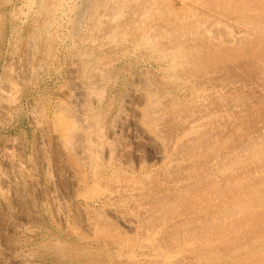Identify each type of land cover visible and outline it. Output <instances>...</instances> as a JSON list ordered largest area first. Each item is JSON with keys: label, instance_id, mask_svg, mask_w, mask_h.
Here are the masks:
<instances>
[{"label": "rangeland", "instance_id": "374dc122", "mask_svg": "<svg viewBox=\"0 0 264 264\" xmlns=\"http://www.w3.org/2000/svg\"><path fill=\"white\" fill-rule=\"evenodd\" d=\"M61 1L0 0V264H264V0ZM96 135L98 156H83Z\"/></svg>", "mask_w": 264, "mask_h": 264}, {"label": "bare ground", "instance_id": "6f19581e", "mask_svg": "<svg viewBox=\"0 0 264 264\" xmlns=\"http://www.w3.org/2000/svg\"><path fill=\"white\" fill-rule=\"evenodd\" d=\"M76 1H77V0H62L61 3H60V5H62V6H63V5H70V9L73 10L74 7H75V5H76V3H77ZM82 1H83V0H82ZM116 1H117V0H116ZM127 1H128V0H127ZM138 1H139V0H138ZM146 1H147V0H146ZM146 1H145V2H146ZM158 1H159V0H158ZM212 1H213V0H212ZM219 1H220V0H219ZM224 1H225V0H224ZM224 1H220V2L223 3ZM237 1H238V0H237ZM117 2H118V1H117ZM123 2L125 3V1H123ZM162 2H163V1H162ZM208 2H209V1H208ZM213 2H214V1H213ZM213 2H211V3H213ZM216 2H217V1H216ZM240 2H241V1H240ZM248 2H249V1H248ZM33 3H34V2H33ZM33 3H31V4H33ZM83 3H84V2L81 3L82 6H83ZM87 3H89V1H88ZM139 3H140V1H139ZM139 3L137 2V4H139ZM159 3H160V2H159ZM183 3H184V2H183ZM222 3H221V4H222ZM226 3H227V2H226ZM242 3H243V2H242ZM242 3H241V4H242ZM246 3H247V1H246L244 4H246ZM24 4H25V3H24ZM26 4H27V3H26ZM44 4H45V2H44ZM44 4H43V5H44ZM131 4H132V3H131ZM131 4H128V5L130 6ZM148 4H149V3H148ZM152 4H153V3H152ZM162 4H163V3H162ZM219 4H220V3H219ZM223 4H224L223 6L225 7V3H223ZM107 5H108V4H107ZM115 5H116V4H115ZM230 5L232 6V3L229 4V6H230ZM242 5H243V4H242ZM242 5H241V6H242ZM263 5H264V4H263ZM105 6H106V5H105ZM105 6H104V8H105ZM112 6H113V5H112ZM112 6H111V7H112ZM116 6H117V5H116ZM118 6H119V5H118ZM121 6H122V5H121ZM147 6H148V5H147ZM201 6H202V5H201ZM209 6H210V5H209ZM215 6H216V4H215ZM219 6H220V5H219ZM219 6H218V7H219ZM241 6H240V7H241ZM244 6H245V5H244ZM63 7H65V6H63ZM67 7H68V6H67ZM119 7H120V6H119ZM138 7H140V6H138ZM138 7H137V8H138ZM159 7H160V6H159ZM203 7H204V6H203ZM210 7H212V6H210ZM240 7H238V8H240ZM254 7H255V6H254ZM42 8H43V7H42ZM76 8H77V7H76ZM83 8H84V7H83ZM85 8H86V7H85ZM115 8H116V7H115ZM117 8H118V7H117ZM117 8H116V9H117ZM132 8H133V7H132ZM197 8H198V7H197ZM220 8L222 9V7H220ZM231 8L233 9V6L230 7V9H231ZM139 9H140V8H139ZM139 9H138V10H139ZM144 9H145V8H144ZM179 9H180V8H179ZM200 9H202V8H200ZM207 9H208V7H207ZM223 9H224V8H223ZM236 9H237V7H236ZM236 9H235V11H236ZM254 9H255V8H254ZM71 10H70V11H71ZM81 10H83V9L81 8ZM130 10H132V9L130 8ZM159 10H161V9H159ZM208 10H209V9H208ZM248 10H249V9H248ZM255 10H256V9H255ZM100 11H102V10L100 9ZM120 11H121V10H120ZM128 11H129V10H128ZM128 11H127V12H128ZM136 11H137V10H136ZM136 11H135V12H136ZM213 11H214V10H213ZM213 11H212V12H213ZM230 11H231V10H230ZM235 11H234V12H235ZM237 11H239V9H238ZM237 11H236V12H237ZM252 11H253V10H252ZM252 11H251V12H252ZM259 11H260V10H259ZM262 11H264V9H263ZM79 12H80V10L78 11V14H79ZM127 12H126V14H127ZM139 12H140V11H139ZM149 12H150V11H149ZM160 12H161V11H160ZM171 12H172V11H171ZM192 12H193V11H192ZM196 12H199V11H196ZM210 12H211V11H210ZM219 12H220V11H219ZM239 12H240V11H239ZM246 12H247V10H246ZM251 12H250V13H251ZM254 12H255V11H254ZM68 13H71V12L68 11ZM84 13H85V10H84ZM102 13H103V12H102ZM106 13H107V12H106ZM109 13H110V12H109ZM112 13H113V12H112ZM124 13H125V12H124ZM208 13H209V12H208ZM208 13H207V15H208ZM241 13H242V12H241ZM64 14H65V13H64ZM103 14H104V13H103ZM114 14H115V13H114ZM126 14H125V15H126ZM128 14H129V13H128ZM131 14H132V13H131ZM151 14H152V13H151ZM203 14H204V13H203ZM243 14H244V13H243ZM247 14H249V11L247 12ZM263 14H264V13H263ZM59 15H60V14H59ZM105 15H106V14H105ZM112 15H113V14H112ZM138 15H139V13H138ZM141 15H142V13H141ZM186 15H187V14H186ZM197 15H198V14H197ZM205 15H206V13H205ZM213 15H214V14L212 13V16H213ZM217 15H218V13H217ZM236 15H237V14H236ZM236 15H235V17H236ZM252 15H253V14H252ZM260 15H261V14H260ZM60 16H61V15H60ZM64 16H65V15H64ZM98 16H99V15H98ZM100 16H101V19L104 18L102 14H101ZM106 16H107V15H106ZM109 16H111V15H109ZM131 16H132V15H131ZM133 16H134V15H133ZM149 16H150V15H149ZM149 16H148V18H149ZM209 16H210V15H209ZM209 16H207V17H209ZM237 16H238V15H237ZM244 16H245V15H244ZM247 16H248V15H247ZM66 17H67V16H66ZM79 17H80V16H79ZM92 17H93V16H92ZM102 17H103V18H102ZM123 17H125V16H123ZM139 17H140V16H139ZM203 17H204V16H203ZM203 17H202V18H203ZM207 17H206V18H207ZM216 17H217V16H216ZM59 18H60V17H59ZM70 18H71V17H70ZM70 18H69V19H70ZM106 18H107V17H106ZM148 18H147V19H148ZM154 18H155V17H154ZM154 18L152 17L151 19H154ZM171 18H172V17H171ZM184 18H185V17H184ZM220 18H221V17H220ZM222 18H223V17H222ZM233 18H234V17H233ZM248 18H249V17H248ZM248 18L246 17L247 21H248ZM261 18H262V17H261ZM54 19H56V18H54ZM94 19H95V16H94ZM96 19H97V18H96ZM98 19H99V18H98ZM98 19H97V20H98ZM101 19H100V21H101ZM107 19H108V18H107ZM122 19H123V18H122ZM131 19H132V18H130V20H131ZM134 19H135V18H134ZM142 19H143V18H142ZM147 19H146V20H147ZM176 19H177V17H176ZM204 19H205V18H204ZM207 19H208V18H207ZM212 19H214V18H212ZM239 19H241V18H239ZM251 19H252V18H251ZM70 20H71V19H70ZM91 20H92V18H91ZM97 20H96V21H97ZM104 20H105V19H104ZM130 20H129V21H130ZM137 20H138V19H137ZM143 20H144V19H143ZM143 20H142V21H143ZM156 20H157V19H156ZM197 20H198V19H197ZM202 20H203V19H202ZM243 20H244V19H242V21H243ZM68 21H69V20H68ZM80 21H81V20H80ZM100 21H99V23H100ZM105 21H106V20H105ZM119 21H120V20H119ZM134 21H136V20H134ZM148 21H149V19H148ZM176 21H178V20H176ZM198 21H199V20H198ZM204 21H205V20H204ZM204 21H203V22H204ZM212 21H213V20H212ZM240 21H241V20H240ZM244 21H245V20H244ZM89 22H90V21H89ZM93 22H94V21H93ZM101 22H103V21H101ZM116 22H117V21H116ZM124 22H125V21H124ZM132 22H133V21H132ZM153 22H156V21H153ZM171 22H172V21H171ZM205 22H207V20H206ZM255 22H256V20H255ZM55 23H56V22H55ZM55 23H54V24H55ZM75 23H77L76 20H75ZM107 23H108V22H107ZM114 23H115V22H114ZM144 23H145V22H143V24H144ZM246 23H247V22H246ZM248 23L251 24V22H248ZM60 24H61V22H60ZM83 24H84V23H83ZM97 24H98V23H97ZM108 24H109V23H108ZM124 24H125V23H124ZM126 24H127V22H126ZM133 24H134V23H133ZM135 24H136V23H135ZM146 24H147V23H146ZM149 24H150V23H149ZM152 24H153V23H152ZM152 24H151V25H152ZM159 24H161V23H159ZM176 24H177V23H176ZM180 24H181V23H180ZM180 24H177L178 27H179ZM202 24H203V23H202ZM207 24H208V23H207ZM252 24H253V22H252ZM42 25H43V24H42ZM66 25H67V24H66ZM79 25H80V24H79ZM79 25H78V26H79ZM98 25H99V24H98ZM98 25H97V26H98ZM100 25H101V24H100ZM115 25H116V24H115ZM138 25H140V24H137V25H135V26H138ZM151 25H150V26H151ZM153 25H154V24H153ZM155 25H156V24H155ZM166 25H167V24H166ZM171 25H172V24H171ZM173 25H174V24H173ZM181 25H182V24H181ZM209 25H210V24H209ZM85 26H86V24H85ZM93 26H94V24H93ZM129 26H130V25H129ZM131 26H132V24H131ZM220 26H221V25H220ZM51 27H52V26H51ZM100 27H101V26H100ZM145 27H148V26L146 25ZM156 27H157V26H156ZM162 27H163V26H162ZM171 27H172V26H170V28H171ZM174 27L178 29V27H176V25H174ZM185 27H186V26H185ZM189 27H190V26H189ZM199 27H200V26H199ZM222 27H223V26H222ZM247 27H248V26H247ZM254 27H255V25H254ZM261 27H262V26H261ZM95 28H96V27H95ZM97 28H98V27H97ZM123 28H124V27H123ZM123 28H121V29L124 30ZM129 28H130V27H129ZM149 28H150V27H149ZM180 28L182 29V27H180ZM194 28H195V27H194ZM194 28H193V29H194ZM200 28H201V27H200ZM203 28H204V27H203ZM212 28H213V27H212ZM250 28H251V27H250ZM252 28H253V27H252ZM257 28H259V27H257ZM43 29H44V28H43ZM78 29H79V28H78ZM89 29H91V28H89ZM121 29H120V30H121ZM135 29H136V28H135ZM137 29H138V28H137ZM152 29H153V28H152ZM152 29H151V30H152ZM163 29H164V28H163ZM172 29H173V28H172ZM185 29H186V28H185ZM214 29H215V28H214ZM225 29H226V28H225ZM67 30H68V29H67ZM94 30H95V29H94ZM97 30H98V29H97ZM146 30H147V28H146ZM169 30H170V29H169ZM173 30H174V29H173ZM187 30H189V29H187ZM196 30H197V28L195 29V32H196ZM198 30H199V29H198ZM220 30H221V29H220ZM88 31H90V30H88ZM92 31H93V30H92ZM109 31H111V30L109 29ZM127 31H128V29H127ZM130 31H131V30H130ZM132 31H133V29H132ZM159 31H160V29H159ZM159 31H157V32H159ZM166 31H167V30H166ZM181 31H182V30H181ZM184 31H185V30H183V32H184ZM189 31H190V30H189ZM192 31H193V30H192ZM199 31H201V30H199ZM203 31H204V30H203ZM203 31H202V32H198V33H203ZM248 31H249V30H248ZM250 31H251V30H250ZM94 32H95V31H94ZM125 32H126V31H125ZM125 32H124V33H125ZM144 32H145V31H144ZM154 32H155V30H154ZM167 32H171V31H167ZM167 32H166V33H167ZM172 32H175V30L172 31ZM106 33H107V32H105L104 34L106 35ZM108 33H109V32H108ZM113 33H114V32H113ZM122 33H123V32H122ZM122 33H121V34H122ZM128 33H129V31H128ZM162 33H164V32H162ZM166 33H165V34H166ZM176 33H177V32H176ZM186 33H188V32H186ZM204 33H205V31H204ZM212 33H213V32H212ZM226 33H228V32H226ZM62 34H63V32H62ZM72 34H73V33H72ZM88 34H89V33H88ZM93 34H94V33H93ZM96 34H97V32H96ZM141 34H142V33H141ZM149 34H151V33H149ZM153 34H154V33H153ZM160 34H161V33H160ZM160 34H159V35H160ZM180 34H181V33H180ZM213 34H214V33H213ZM228 34H229V33H228ZM231 34H232V33H231ZM56 35H57V34H56ZM65 35H66V34H65ZM85 35H86V32H85ZM85 35H84V36H85ZM134 35H135V34H134ZM155 35H156V34H155ZM171 35H172V34H171ZM184 35L187 36L186 34H184ZM211 35H212V34H211ZM215 35H216V34H215ZM255 35H256V34H255ZM258 35H259V34H258ZM258 35H256V36H258ZM53 36H54V35H53ZM89 36H90V35H89ZM91 36H93V35H91ZM107 36H108V35H107ZM107 36H106V37H107ZM135 36H136V35H135ZM160 36H161V35H160ZM160 36H158V38H159ZM175 36H176V34L174 35V37H175ZM177 36H178V34H177ZM180 36H181V35H180ZM182 36H183V34H182ZM190 36H191V35H190ZM190 36H189V37H190ZM218 36H219V35H218ZM228 36H229V35H228ZM57 37H58V36H57ZM72 37H73V35H72ZM96 37H97V36H96ZM100 37H101V36H100ZM100 37H99V38H100ZM102 37H103V36H102ZM113 37H114V36H113ZM129 37H130V36H129ZM133 37H134V36H133ZM146 37H147V35H146ZM150 37H151V36H150ZM150 37H149V39H151ZM163 37H164V36H163ZM171 37H172V36H171ZM82 38H83V37H82ZM87 38H88V37H87ZM87 38H86V40H87ZM130 38H131V37H130ZM181 38H182V37H181ZM191 38H192V37H191ZM191 38H190V39H191ZM197 38H198V36H197ZM53 39H54V38H53ZM93 39H94V38H93ZM95 39H96V38H95ZM105 39H106V38H105ZM107 39H108V38H107ZM107 39H106V40H107ZM171 39H172V38H171ZM179 39H180V38H179ZM184 39H185V38H183V40H184ZM194 39H195V38H194ZM243 39L245 40V38H243ZM243 39H242V41H243ZM246 39H248V42L251 41V40L248 38V36H247ZM155 40H156V39H155ZM157 40H158V39H157ZM199 40H201V39L199 38ZM207 40H208V39H207ZM223 40H226V39L223 38ZM230 40H231V39H230ZM256 40H257V39H255V41H256ZM258 40H260V39H258ZM79 41H80V40H79ZM82 41L84 42V40H82ZM97 41H98V40H97ZM104 41H105V40H104ZM153 41H154V40H153ZM170 41H171V40H170ZM174 41H175V40H174ZM193 41H195V40H193ZM226 41H227V40H226ZM61 42H62V41H61ZM92 42H93V40H92ZM94 42H95V41H94ZM102 42H103V41H102ZM138 42H139V41H138ZM161 42H163V41H161ZM178 42H179V41H178ZM186 42H187V41H186ZM186 42H184V43L186 44ZM195 42H196V41H195ZM197 42H198V41H197ZM251 42H252V41H251ZM259 42H260V41H259ZM120 43H121V42H120ZM123 43H124V42H123ZM151 43H152V42H151ZM151 43H149V44H151ZM155 43H156V42H155ZM246 43H247V42H246ZM246 43H245V45H246ZM257 43H258V42H257ZM263 43H264V42H263ZM50 44H51V43H50ZM73 44H74V43H73ZM77 44H78V43H77ZM147 44H148V43H147ZM174 44H175V43H174ZM201 44H202V42H201ZM220 44H221V43H220ZM251 44H252V43H251ZM253 44H254V43H253ZM255 44H256V43H255ZM79 45H80V44H79ZM83 45H84V44H83ZM92 45H93V44H92ZM157 45H159V44H157ZM187 45H188V44H187ZM206 45H207V44H206ZM206 45H205V46H206ZM211 45H212V44H211ZM223 45H224V44H223ZM240 45H241V44H240ZM256 45H257V44H256ZM131 46H132V45H131ZM151 46H152V45H151ZM182 46H184V45H181V47H182ZM209 46H210V45H209ZM215 46H216V45H215ZM237 46L239 47V45H237ZM93 47H94V46H93ZM101 47H102V46H101ZM103 47H104V46H103ZM136 47H137V46H136ZM169 47H170V46H169ZM186 47H188V46H186ZM193 47H194V46H193ZM193 47H192V48H193ZM220 47H221V46H220ZM226 47H227V46H226ZM229 47H232V46H229ZM234 47H235V45H234ZM248 47H249V44H248ZM248 47H247V48H248ZM84 48H85V47H84ZM95 48H96V47H95ZM154 48H155V47H154ZM154 48H153V49H154ZM156 48H157V47H156ZM170 48H172V47H170ZM195 48H196V47H194L193 49H195ZM240 48H241V47H240ZM240 48H239V49H240ZM144 49H146V48H144ZM161 49H163V48H161ZM176 49H177V48H176ZM227 49H228V48H227ZM229 49H230V48H229ZM235 49H236V48H235ZM235 49H234V50H235ZM237 49H238V48H237ZM148 50H149V49H148ZM173 50L175 51V49H173ZM182 50H183V49H182ZM184 50H186V49H184ZM187 50H188V49H187ZM198 50H199V48H198ZM202 50H203V48H202ZM207 50H208V48H207ZM79 51H80V50H79ZM90 51H91V50H90ZM100 51H101V50H100ZM116 51H117V50H116ZM154 51H155V50H154ZM200 51H201V50H200ZM210 51H211V50H210ZM213 51H214V50H213ZM215 51H216V50H215ZM217 51H218V50H217ZM222 51H223V50H222ZM222 51L220 50V52H222ZM231 51L233 52V50H230V52H231ZM235 51H237V50H235ZM248 51H249V50H248ZM250 51H251V50H250ZM80 52H81V51H80ZM91 52H92V51H91ZM150 52H151V51H150ZM167 52H168V51H167ZM171 52H172V51H171ZM175 52H176V51H175ZM180 52H181V50H180ZM193 52L195 53L194 50H193ZM198 52H199V51H198ZM205 52H206V51H205ZM157 53H158V52H157ZM165 53H166V52H165ZM165 53H164L163 55H165ZM212 53H213V52H212ZM212 53H211V55H212ZM234 53H235V52H234ZM237 53H239V52H237ZM244 53H245V52H244ZM257 53H259V52H257ZM90 54H91V53H90ZM148 54H150V53H148ZM151 54H152V52H151ZM160 54H161V53H160ZM183 54H184V53H183ZM186 54H187V52H186ZM209 54H210V53H209ZM220 54H221V53H220ZM224 54H225V53H224ZM254 54H255V53H254ZM153 55H154V54H153ZM153 55H152V56H153ZM168 55H169V54H168ZM193 55H194V54H193ZM193 55H192V57H194ZM217 55H218V52H217ZM152 56H151V58H152ZM197 56H198V55H197V53H196V57H197ZM200 56H201V55H200ZM57 57H58V56H57ZM149 57H150V56H149ZM149 57H148V58H149ZM202 57H203V54H202ZM207 57H208V56H207ZM209 57H211V56H209ZM209 57H208V58H209ZM216 57H217V56H216ZM216 57H215V58H216ZM220 57H222V55H220ZM220 57H218V58H220ZM226 57H227V56H226ZM236 57H237V56H236ZM238 57H239V56H238ZM174 58H175V57H174ZM208 58H207V59H208ZM211 58H212V57H211ZM211 58L208 59L209 62L212 61ZM213 58H214V57H213ZM223 58H224V57H223ZM101 59H102V58H101ZM108 59H109V58H108ZM157 59H158V58H157ZM204 59H205V57H204ZM231 59H232V58H231ZM205 60H206V59H205ZM213 60H214V59H213ZM216 60H217V59H216ZM218 60H219V59H218ZM224 60H225V59H224ZM199 61H200V60H199ZM199 61H198V62H199ZM221 61L223 62V60H220V62H221ZM201 63H202V62H201ZM216 63H218V62H216ZM260 63H261V62H260ZM169 64H170V63H169ZM176 64H178V63H176ZM188 64H189V63H188ZM203 64H205V63H203ZM71 65H73V64H71ZM103 65H104V64H103ZM207 65H209V64H207ZM263 65H264V64H263ZM204 67H205V65H204ZM204 67L202 66V68H204ZM206 67H207V66H206ZM180 68H181V67H180ZM193 68H194V67H193ZM196 68H197V67H196ZM190 69H191V68H190ZM197 69H198V68H197ZM199 69H201V67H200ZM204 69H205V68H204ZM101 70H102V69H101ZM194 70H195V69H194ZM212 70H213V69H212ZM99 71H100V70H99ZM188 71H189V69H188ZM205 71H206V70H205ZM189 72H190V71H189ZM194 72H195V71H193V73H194ZM202 72H203V71H202ZM74 74H75V73H74ZM187 74H188V73H187ZM191 75H192V74H191ZM194 75H195V74H194ZM184 77H185V76H184ZM194 77H195V76H194ZM202 77H203V76H202ZM49 78H50V77H49ZM180 78H181V77H180ZM199 78H200V77H199ZM108 79H109V78H108ZM63 81H64V80H63ZM219 81H220V80H219ZM146 82H147V81H146ZM153 82H154V81H153ZM139 83H140V82H139ZM224 83H225V82H224ZM140 85H141V84H140ZM157 85H159V84L157 83ZM144 86H145V85H144ZM153 86H154V85H153ZM203 87H204V86H203ZM156 88H157V87H156ZM79 89H80V88H79ZM131 90H132V89H131ZM168 90H169V89H168ZM130 92H131V91H130ZM130 92H129V93H130ZM90 93H91V92H90ZM164 93H165V92H164ZM233 93H234V92H233ZM4 94H5V93H4ZM82 94H83V93H82ZM232 95H233V94H232ZM175 96H176V95H175ZM74 97H75V96H74ZM82 97H83V96H82ZM98 97H99V96H98ZM165 98H166V97H165ZM99 99H100V97H99ZM146 99H147V98H146ZM80 100H81V99H80ZM98 101H99V100H98ZM70 102H71V101H70ZM146 102H147V100H146ZM8 103H9V102H8ZM85 103H86V102H85ZM160 103H161V102H160ZM160 103H159V104H160ZM149 104L152 106V107H151V108H152V110H151V111H152V114H154L155 116H158V113H157V110H156V108H157V103L154 101V102H148V105H149ZM144 105H145V103H144ZM188 106H189V105H188ZM168 110H169V109H168ZM181 111H182V110H181ZM51 112H52V111H51ZM191 112H192V111H191ZM242 112H243V111H242ZM177 113H178V112H177ZM148 114L151 115L150 113H148ZM164 114H165V113H164ZM164 114H163V116H164ZM166 114H167V113H166ZM121 115H122V114H121ZM178 115H179V114H178ZM75 116H76V115H75ZM141 116H142V115H141ZM146 116H147V115H146ZM168 116H169V115H168ZM171 116H172V115H171ZM58 117H59V116H58ZM58 117H57V118H58ZM76 117H77V116H76ZM187 117H188V116H187ZM187 117H186V118H187ZM247 117H248V116H247ZM247 117H246V118H247ZM82 118H83V117H81V119H82ZM143 118H144V117H143ZM1 119H2V118H1ZM182 119H183V118H182ZM59 120H61V119L59 118ZM61 121H62V120H61ZM133 121H134L133 118H131V117H126V118H125V121H124L123 124L121 125L120 131H126V130H128L129 127L133 124ZM149 121H150V120H149ZM241 121H242V120H241ZM3 122H4V121H3ZM62 122H63V121H62ZM63 123H64V122H63ZM194 123H195V124H193V126H192L193 128H195V129H199V128H201V122H200L199 120H196ZM14 124H15V123H14ZM152 124H153V123H152ZM242 124H243V122H242ZM71 125H72V124H71ZM240 125H241V123H240ZM57 126H58V125H57ZM155 126H156V124H155ZM84 127H85L88 131H91V130H93V129L96 127V125L93 124L92 122H86V123L84 124ZM214 127H215V126H214ZM217 127H218V126H217ZM155 128H157V127H155ZM218 128H219V127H218ZM67 129H68V128H67ZM214 129H215V128H214ZM238 129H239V128H238ZM118 131H119V130H118ZM238 131H239V130H238ZM102 132H103V131H102ZM201 132H204V131L201 130ZM212 132H214V131H212ZM42 133H43V132H42ZM154 133H155V132H154ZM204 133H205V132H204ZM204 133H203V134H204ZM206 133H207V132H206ZM215 133H216V132H215ZM229 133H230V132H229ZM188 134H189V133H188ZM188 134H187V135H188ZM216 134H217V133H216ZM38 135H39V134H38ZM211 135H212V134H211ZM211 135H209V136H211ZM207 136H208V134H207ZM231 136H232V135H231ZM231 136H230V138H231ZM66 137H67V136H66ZM85 137H86V136H85ZM194 137H195V136H194ZM194 137H193L192 139H194ZM196 137H197V136H196ZM214 137H215V136H214ZM224 137H225V136H224ZM122 138H123V137H122ZM157 138H159V137H157ZM165 138H166V137H165ZM208 138H211V137H208ZM219 138H220V137H219ZM226 138H227V137H226ZM228 138H229V137H228ZM201 139H202V138H201ZM99 140H100V137H98L97 135L94 136L93 139H92L87 145H83V147H81V149H80V153H81L83 156L88 157V158H91V157H89V156H96V157H97V156H98V152H99V150L97 149L98 147H97L96 143H97ZM195 140H196V139H195ZM206 140H207V138H206ZM211 140H212V139H211ZM228 140H229V139H228ZM92 141H93V142H92ZM164 141H165V140H164ZM191 141H192V140H191ZM198 141H199V140H198ZM198 141H196V142H198ZM224 141H225V140H224ZM12 142H13V141H12ZM40 142H41V141H40ZM133 142H134L135 144H137L138 146H143V147H144V146H147V147L151 148L153 154H155V155H158L159 152H160V150H159V148H157V146L155 147V146L152 145V143L150 142V139H149V138L145 139V138L135 137ZM193 142H194V141H193ZM210 142H211V141H210ZM215 142H216V141H215ZM111 143H112V142H111ZM164 143H165V142H164ZM186 143H187V142H186ZM202 143H203V142H202ZM211 143H212V142H211ZM39 144H41V143H39ZM120 144H121V143H120ZM188 144H189V141H188ZM203 144H204V143H203ZM223 144H226V142H225V143L223 142ZM259 144H260V143H259ZM259 144H258V145H259ZM262 144H263V143H262ZM19 145H20V144H19ZM41 145H42V144H41ZM46 145H47V144H46ZM51 145H52V144H51ZM189 145H190V144H189ZM208 145H209V144H208ZM213 145H214V142H213ZM216 145H217V144H216ZM263 145H264V144H263ZM43 146H44V145H43ZM79 146H80V145H79ZM180 146H181V145H180ZM180 146H179V147H180ZM182 146H183V145H182ZM195 146H197V145H195ZM199 146H200V145H199ZM202 146H203V145H202ZM255 146H256V145H255ZM5 147H6V146H5ZM76 147H77V146H76ZM187 147H188V146H187ZM191 147H193V146H191ZM197 147H198V146H197ZM263 147H264V146H263ZM209 148H210V146H209ZM194 149H196V148H194ZM201 149H202V148H201ZM205 149H206V148H205ZM15 150H16V149H15ZM186 150H187V149H186ZM190 150H191V149H190ZM206 150H207V149H206ZM251 150H252V149H251ZM263 150H264V148H263ZM138 151H139V150H138ZM191 151H192V150H191ZM194 151H195V150H194ZM194 151H192V152H194ZM208 151H209V150H208ZM11 152H12V151H11ZM179 152H180V150H179ZM195 152H196V151H195ZM209 152H210V151H209ZM6 153H7V152H6ZM6 153H5V154H6ZM12 153H13V152H12ZM35 153H36V152H35ZM177 153H178V151H177ZM189 153H190V151H189ZM196 153H197V152H196ZM210 153H211V152H210ZM210 153H207V154L209 155ZM200 154H201V153H200ZM205 155H206V154H205ZM7 156H8V155H7ZM183 156H185V155L182 154V159H183ZM200 156H202V155H200ZM230 156H231V155H230ZM188 157H190V156H188ZM194 157H195V156H194ZM7 158H8V157H7ZM56 158H57V157H56ZM191 158H192V157H191ZM200 158H201V157H200ZM137 159H138V158H137ZM154 160H155V159H154ZM178 160H179V159H178ZM181 161H182V160H181ZM236 161H237V160H236ZM7 162H8V161H7ZM28 162H29V161H28ZM161 162H162V161H161ZM193 163H195V162H193ZM19 164H20V163H19ZM31 165H32V164H31ZM80 165H81V164H80ZM179 165H180V164H179ZM8 166H9V165H8ZM196 166H197V165H196ZM236 166H237V165H236ZM238 166H239V165H238ZM159 168H160V167H159ZM113 169H114V168H113ZM192 169H193V168H192ZM192 169H191V167H190V170H192ZM83 170H84V169H83ZM168 170H169V168L167 169V171H168ZM174 170H175V169H174ZM169 171H170V170H169ZM186 171H187V170H186ZM228 171H229V170H228ZM45 172H46V171H45ZM171 172H172V171H171ZM171 172H170V173H171ZM188 172H189V171H188ZM216 172H217V171H216ZM218 172H219V171H218ZM229 172H230V171H229ZM167 173H168V172H167ZM178 173H179V172H178ZM183 173H184V172H183ZM248 173H249V172H248ZM248 173H247V174H248ZM258 173H259V172H258ZM260 173H261V172H260ZM118 174H119V173H118ZM146 175H147V174H146ZM153 175H154V174H153ZM253 175H254V174H253ZM257 175H258V174H257ZM203 176H205V175H203ZM210 176H211V175H210ZM210 176H209V177H210ZM226 176H227V175H226ZM248 176H249V175H248ZM263 176H264V172H263ZM118 177H119V176H118ZM131 177H132V176H131ZM148 177H149V176H148ZM162 177H163V175H162ZM252 177H253V176H252ZM120 178H121V176H120ZM126 178H128V177H126ZM140 178H141V177H140ZM166 178H167V177H166ZM169 178H170V176H169ZM234 178H235V176H234ZM153 179H154V178H153ZM159 179H160V178H159ZM232 179H233V178H232ZM244 179H245V177H244ZM244 179H243V180H244ZM119 180H120V179H119ZM151 180H152V178L149 180V182H150ZM154 180H155V179H154ZM190 180H191V179H190ZM15 181H16V180H15ZM145 181H146V180H145ZM184 181H185V180H184ZM129 182H130V181H129ZM134 182H135V181H134ZM134 182H133V183H134ZM137 182H138V181H137ZM143 182H144V181H143ZM195 182H196V181H195ZM228 182H229V181H228ZM236 182H237V181H236ZM3 183H4V182H3ZM12 183H13V182H12ZM43 183H44V182H43ZM176 183H178V182H176ZM216 183H217V182H216ZM216 183H213V185H212V184H211V185H212V186H215L214 184H216ZM230 183H231V182H230ZM238 183H239V182H238ZM243 183H244V182H243ZM247 183H248V180H247ZM247 183H246V184H247ZM20 184H21V183H20ZM20 184H19V185H20ZM217 184H218V183H217ZM217 184H216V185H217ZM228 184H229V183H228ZM251 184H252V182H251ZM258 184H259V183H258ZM129 185H130V184H129ZM157 185H158V183H157ZM166 185H168V184H166ZM170 185H171V184H170ZM170 185H169V186H170ZM226 185H227V184H226ZM234 185H235V184H234ZM234 185H233V186H234ZM240 185H241V184H240ZM21 186H22V185H21ZM103 186H104V185H103ZM105 186H106V185H105ZM132 186H133V185H132ZM207 186H209V185H207ZM207 186H206V187H207ZM224 186H225V185H224ZM55 187H56V186H55ZM139 187H141V186H139ZM188 187H189V186H188ZM195 187H196V186H195ZM195 187H194V188H195ZM206 187H205V190H206ZM246 187H247V186H246ZM249 187H250V186H249ZM102 188H103V187H102ZM104 188H105V187H104ZM104 188H103V189H104ZM109 188H110V187H109ZM115 188H116V187H115ZM126 188H127V187H126ZM159 188H160V187H159ZM186 188H187V185H186ZM208 188L210 189L211 186H209ZM217 188L219 189V187H217ZM230 188H231V187H230ZM240 188H241V187H240ZM244 188H245V187H244ZM106 189H107V188H106ZM113 189H114V188H113ZM132 189H134V188H132ZM141 189H142V188H141ZM182 189H183V188H182ZM220 189H221V188H220ZM226 189H227V188H226ZM242 189H243V188H242ZM28 190H29V189H28ZM95 190H96V189H95ZM98 190H99V189H98ZM137 190H138V189H137ZM176 190H177V189H176ZM178 190H179V189H178ZM178 190H177V191H178ZM184 190H185V188H184ZM202 190H203V189H202ZM207 190H208V189H207ZM212 190H213V189H212ZM215 190H216V189H215ZM227 190H228V189H227ZM250 190H251V189H250ZM253 190H254V189H253ZM257 190H258V189H256V191H257ZM3 191H4L3 188L0 187V193H2ZM15 191H16V190H15ZM131 191H132V190H131ZM173 191H174V189H173ZM179 191H182V190L180 189ZM186 191H187V190H186ZM221 191H223V189H222ZM242 191H243V190H242ZM247 191H249V190H247ZM254 191H255V190H254ZM16 192H17V191H16ZM76 192H77V191H76ZM87 192H88V191H87ZM109 192H110V190H109ZM127 192H128V191H127ZM205 192H206V191H205ZM209 192H210V191H209ZM216 192H217V191H216ZM227 192H228V191H227ZM167 193H168V192H167ZM167 193H164V195L167 194ZM173 193H174V192H173ZM181 193H183V191H182ZM185 193H186V192H185ZM206 193L208 194V192H206ZM255 193H256V192H255ZM258 193H259V192H258ZM60 194H61V193H60ZM168 194H169V193H168ZM189 194H191V195H195V193H193V194H192V193H189ZM197 194H199V192H197ZM203 194H204V192H203ZM209 194H210V193H209ZM217 194H218V193H217ZM231 194H232V192H231ZM260 194H261V193H260ZM143 195H144V194H143ZM164 195H163V196H164ZM171 195H174V194H171ZM176 195H178V194H176ZM176 195H175V196H176ZM179 195H180V194H179ZM182 195H183V194H182ZM222 195H224V192H223ZM226 195H227V193H226ZM240 195H241V194H240ZM242 195H243V194H242ZM258 195H259V194H258ZM60 196H61V195H60ZM82 196H83V195H82ZM166 196H167V195H166ZM175 196L172 197V200L175 199V198H174ZM195 196H196V195H195ZM238 196H239V195H238ZM246 196H247V195H246ZM15 197H16V200L18 201V204H22V203H23V200L21 199V197H19V196H15ZM83 197H84V196H83ZM136 197H137V196H136ZM148 197H149V196H148ZM170 197H171V196H170ZM184 197H185V195H184ZM193 197H194V196H193ZM193 197L191 198V200L193 199ZM199 197H200V196H198V198H199ZM212 197H213V196H212ZM220 197H221V196H220ZM261 197H262V196H261ZM137 198H138V197H137ZM139 198H142V197H139ZM139 198H138V199H139ZM160 198H161V201L158 200V201H160L159 203H160V204H163V203H164L163 205L168 206V205H167V202H166V204H165V202H162V199L165 198V197H163V198L160 197ZM167 198H168V197H167ZM167 198H166L165 200H167ZM173 198H174V199H173ZM176 198H177V197H176ZM185 198H187V197H185ZM25 199H26V197H25ZM133 199H134V198H133ZM135 199H136V198H135ZM168 199H169V198H168ZM178 199L180 200V198H178ZM178 199H176V201H173V204H174V202H177ZM195 199H196V198H195ZM200 199H201V197H200ZM234 199H235V198H234ZM60 200H61V199H60ZM85 200H86V199H85ZM126 200H127V199H126ZM128 200H129V199H128ZM130 200H131V199H130ZM147 200H148V199H147ZM181 200H183V198H182ZM184 200H186V199H184ZM132 201H133V200H132ZM187 201L190 202V200H188V199H187ZM187 201H186V202H187ZM225 201H226V200H225ZM44 202H45V201H44ZM85 202H86V201H85ZM124 202H125V201H124ZM130 202H131V201H130ZM136 202H137V201H136ZM161 202H162V203H161ZM195 202H196V201H195ZM195 202H194V204H195ZM198 202H200L199 199H198ZM206 202L208 203V201H206ZM216 202H218V201H216ZM62 203H64V202H62ZM159 203L155 204V209H156V205H160ZM169 203H170V201H169ZM178 203H179V202H178ZM182 203H183V201H182ZM200 203H201V202H200ZM202 203H205V202H202ZM235 203H236V202H235ZM245 203H246V202H245ZM248 203H249V202H248ZM86 204H87V203H86ZM189 204H190V203H189ZM197 204H198V203H197ZM219 204H220V203H219ZM239 204H240V203H239ZM137 205H138V204H137ZM184 205H186V207L188 206V205L185 204V203H184ZM184 205H183V207H185ZM198 205H199V204H198ZM166 206H164L163 209H164ZM190 206H191V205H190ZM199 206H200V205H199ZM207 206H208V205H207ZM219 206H220V205H219ZM223 206H224V205H223ZM64 207H65V206H64ZM157 207H159V206H157ZM224 207H225V206H224ZM232 207H233V206H232ZM234 207H235V206H234ZM234 207H233V208H234ZM160 208H162V205H161ZM160 208H159V210H160ZM190 208H191V207H190ZM192 208H193V206H192ZM210 208H211V206H210ZM143 209H144V208H143ZM151 209H152V208H151ZM180 209H181V208H180ZM187 209L189 210V208H187ZM187 209H186V210H187ZM214 209H215V208H214ZM141 210H142V209H141ZM166 210H167V209L165 208L164 211H166ZM176 210H177V209H176ZM178 210H179V209H178ZM178 210H177V211H178ZM200 210H201V209H200ZM241 210H243V209H241ZM262 210H263V209H262ZM17 211H18V210H17ZM152 211H156V210H152ZM157 211H158V210H157ZM157 211H156V212H157ZM171 211H172V210H171ZM201 211H202V210H201ZM201 211H199V212H201ZM239 211H240V210H239ZM183 212H185V211H183ZM197 212H198V211H197ZM25 213H26V212H25ZM59 213H60V212H59ZM137 213H138V212H137ZM161 213H163V212L161 211ZM164 213H166V212H164ZM169 213H170V212H169ZM178 213H179V212H178ZM204 213H205V212H204ZM225 213H226V212H225ZM238 213L240 214V212H238ZM99 214H100V213H99ZM111 214H112V213H111ZM153 214H154V213H153ZM198 214H199V213H198ZM220 214H221V213H220ZM220 214H219V215H220ZM229 214H230V213H229ZM106 215H107V214H106ZM163 215H164V214H163ZM180 215H181V214H180ZM193 215L196 216L195 213H193ZM219 215H218V217H219ZM227 215H228V214H227ZM236 215H237V214H236ZM167 216L169 217V215H167ZM222 216H223V214H222ZM245 216H246V215H245ZM147 217H148V216H147ZM154 217H155V215H154ZM162 217H163V216H162ZM170 217H171V216H170ZM229 217H230V216H229ZM237 217H238V215H237ZM65 218H66V217H65ZM164 218H165V217H164ZM214 218H215V217H214ZM224 218H225V217H224ZM230 218H234V217L232 216V217H230ZM31 219H32V218H31ZM132 219H133V218H132ZM155 219H156V218H155ZM122 220H123V219H122ZM163 220H165V219H163ZM191 220H193V219H191ZM224 220H226V219H224ZM230 220H232V219H230ZM250 220H251V219H250ZM65 221H66V220H65ZM159 221H160V220H159ZM159 221H158V223H160ZM196 221H197V220H196ZM13 222H15V221H13ZM125 222H126V221H125ZM199 222H200V221H199ZM202 222H203V221H202ZM213 222H214V221H213ZM226 222H227V221H226ZM230 222H232V221H230ZM251 222L253 223V220H252ZM70 223H71V222H70ZM167 223H169V222H167ZM189 223H190V220H189ZM204 223H206V222H203V224H204ZM208 223H209V222H208ZM244 223H245V222H244ZM248 223L250 224L249 221H248ZM165 224H166V223H165ZM183 224H185V222H183L182 225H183ZM193 224H194V222H193ZM209 224L211 225V223H209ZM7 225H8V224H7ZM25 225H26V224H25ZM146 225H147V224H146ZM187 225H188V224H187ZM187 225H186V226H187ZM206 225H207V224H206ZM206 225L204 224L203 226H206ZM223 225H225V224H223ZM240 225H241V224H240ZM240 225H239V226H240ZM251 225H252V224H251ZM28 226H29V225H28ZM28 226H27V227H28ZM184 226H185V225H184ZM201 226H202V224H201ZM208 226H209V225H208ZM220 226H221V225H220ZM231 226H232V225H231ZM245 226H246V225H245ZM248 226H250V225H248ZM221 227H222V226H221ZM233 227H234V226H233ZM250 227H251V226H250ZM29 228H30V227H29ZM34 228H35V227H34ZM37 228H38V227H37ZM61 228H62V227H61ZM159 228H161V227H159ZM182 228H183V227H182ZM202 228H203V227H202ZM213 228H214V227H213ZM247 228H248V227H247ZM251 228H252V227H251ZM169 229H170V228H169ZM180 229H181V228H180ZM198 229H199V227H198ZM207 229H210V226H209V228H207ZM207 229H206V230H207ZM220 229H221V228H220ZM226 229H227V228H226ZM229 229H230V228H229ZM234 229H235V227H234ZM227 230H228V229H227ZM227 230H226V231H227ZM243 230H244V229H243ZM245 230H246V229H245ZM19 231H20V230H19ZM21 231H22V230H21ZM171 231H172V230H171ZM197 231H198V230H197ZM219 231H220V230H219ZM240 231H241V230H240ZM247 231H248V230H247ZM22 232H23V231H22ZM45 232H46V231H45ZM106 232H107V231H106ZM175 232H176V234L178 233L177 231H175ZM201 232H202V231H201ZM203 232H205V231H203ZM208 232H212V230H211V231H208ZM235 232H236V231H235ZM184 233H185V232H184ZM197 233H198V232H197ZM206 233H207V232H206ZM216 233H219V232H215V233H213V234H216ZM229 233H230V231H229ZM229 233H228V234H229ZM231 233H233V235H234V232H231ZM231 233H230V234H231ZM238 233H239V232H238ZM241 233H242V232H241ZM27 234H28V233H27ZM111 234H112V232H111ZM111 234H110V235H111ZM114 234H115V233H114ZM114 234H113V237L115 238ZM120 234H121V233H120ZM171 234H172V233H171ZM178 234H179V233H178ZM186 234H187V233H186ZM186 234H185V235H186ZM194 234H196V233H194ZM194 234H193V235H194ZM204 234H205V233H204ZM210 234H212V233H210ZM210 234H209V235H210ZM221 234H222V233H221ZM225 234H226V236H227V233H225ZM235 234H236V233H235ZM256 234H257V233H256ZM103 235H104V234H103ZM108 235H109V234H108ZM116 235H117V234H116ZM145 235H147V234H145ZM218 235H219V234H218ZM237 235H238V234H237ZM35 236H36V235H35ZM119 236H120V235H119ZM119 236H116V237H119ZM126 236H127V235H126ZM126 236H123V237H121V238H123V240H124V238H125ZM133 236H134V235H133ZM135 236H136V235H135ZM202 236H203V235H202ZM222 236H223V235H222ZM108 237H109V236H108ZM111 237H112V236H111ZM146 237H147V236H146ZM174 237H177V236H174ZM174 237H173V238H174ZM183 237H184V235H183ZM186 237H188V236L186 235ZM191 237H192V236H191ZM204 237H205V236H204ZM206 237H207V236H206ZM209 237H211V236H209ZM209 237H208V238H209ZM212 237H214V236H212ZM215 237H217V236H215ZM215 237H214V238H215ZM235 237H236V236H235ZM235 237H234V238H235ZM258 237H259V235H258ZM16 238H17V237H16ZM136 238H137V237H136ZM148 238H149V237H148ZM184 238H185V237H184ZM193 238H195V236H194ZM255 238H256V237H255ZM37 239H38V238H37ZM126 239H128V238H126ZM130 239H131V238H130ZM132 239H135V238H132ZM132 239H131V240H132ZM137 239H139V238H137ZM169 239H170V238H169ZM198 239H199V238H198ZM201 239H203V238H200V240H201ZM212 239H213V238H212ZM220 239H221V238H220ZM118 240H119V239H118ZM121 240H122V239H121ZM135 240H136V239H135ZM148 240H149V239H148ZM173 240H175V239H173ZM200 240H199V241H200ZM217 240H218V239L215 238V241H217ZM235 240H236V238H235ZM238 240H240V238H239ZM238 240H237V241H238ZM251 240H252V239H251ZM254 240H255V239H254ZM58 241H59V240H58ZM106 241H107V240H106ZM133 241H134V240H133ZM137 241H138V240H137ZM140 241H141V240H140ZM188 241H189V240H188ZM210 241H211V240H210ZM221 241H222V240H221ZM229 241H230V240H229ZM233 241H234V240H233ZM237 241H236V242H237ZM256 241H257V240H256ZM53 242H54V241H53ZM110 242L113 243V241H110ZM117 242H118V241H117ZM127 242H128V241H127ZM173 242H174V241H173ZM178 242H180V240H179ZM185 242H187V240H186ZM217 242H218V241H217ZM225 242L228 243L227 240H226ZM225 242H224V243H225ZM253 242H254V241H253ZM262 242H264V240H263ZM262 242H261V243H262ZM61 243H62V242H61ZM105 243H106V242H105ZM138 243H139V242H138ZM170 243H171V242H170ZM175 243H176V242H175ZM175 243H174V244H175ZM195 243H197V242H195ZM227 243H226V244H227ZM231 243H234V242H231ZM255 243H256V242H255ZM69 244H70V243H69ZM142 244H143V243H142ZM159 244H160V243H159ZM179 244H180V243H179ZM183 244H184V243H183ZM187 244H188V243H187ZM192 244H193V243H192ZM203 244H204V242H203ZM222 244H223V243H222ZM228 244H230V242H229ZM172 245H173V244H172ZM184 245H185V244H184ZM184 245H183V246H184ZM201 245H202V244H201ZM213 245H214V244H213ZM223 245H225V244H223ZM59 246H60V245H59ZM155 246H156V245H155ZM176 246H177V245H176ZM183 246H182V248H183ZM186 246H187V245H186ZM189 246H190V245H189ZM195 246H196V245H195ZM199 246H200V245H199ZM204 246H205V244H204ZM210 246H211V245H210ZM262 246H263V245H262ZM60 247H61V246H60ZM127 247H128V246H127ZM127 247H126V248H127ZM131 247H132V245H131ZM133 247H134V246H133ZM160 247H162V246H160ZM163 247H164V246H163ZM165 247H167V246H165ZM169 247H171V246H169ZM192 247H194V246H192ZM212 247H213V246H212ZM119 248H120V247H119ZM128 248H129V247H128ZM152 248H153V247H152ZM179 248H180V247H179ZM205 248H206V247H204V249H205ZM51 249H52V248H51ZM116 249H117V248H116ZM121 249H122V247H121ZM129 249H130V248H129ZM148 249H149V248H148ZM150 249H151V248H150ZM160 249H161V248H160ZM167 249H168V247H167ZM172 249H173V248H172ZM172 249H170V250H172ZM200 249H201V247H200ZM230 249H231V248H230ZM242 249H243V248H242ZM244 249H245V248H244ZM263 249H264V248H263ZM93 250H94V249H93ZM123 250H124V249H123ZM127 250H128V249H127ZM178 250H179V249H178ZM183 250H184V249H183ZM197 250H198V249H194V250H193V248H192L190 251H197ZM202 250H203V249H201V251H202ZM7 251H8V250H7ZM70 251H71V250H70ZM175 251H176V250H175ZM188 251H189V250H188ZM201 251H200V252H201ZM231 251H232V250H231ZM4 252H5V250H4ZM25 252H26V251H25ZM79 252H81V251H79ZM88 252H89V251H88ZM154 252H155V251H154ZM259 252H260V251H259ZM259 252H257V254H258ZM263 252H264V251H263ZM32 253H33V252H32ZM82 253H83V252H82ZM86 253H87V252H86ZM165 253H166V252H165ZM175 253H176V252H175ZM175 253H174V254H175ZM178 253H179V252H177V254H178ZM196 253H197V252H196ZM87 254H88V253H87ZM163 254H164V253H163ZM189 254H190V253H189ZM193 254H195V253H193ZM197 254H198V253H197ZM227 254H228V253H227ZM255 254H256V253H255ZM257 254H256V255H257ZM259 254H260V253H259ZM262 254H264V253H262ZM91 255H92V254H91ZM182 255H184V254H182ZM190 255H192V254H190ZM213 255H214V254H213ZM218 255H219V254H218ZM260 255H261V254H260ZM144 256H145V255H144ZM207 256H208V255H207ZM234 256H235V255H234ZM251 256H253V255H251ZM97 257H98V255H97ZM27 258H28V256H27ZM229 258H230V257H229ZM240 258H241V257H240ZM249 258H250V257H249ZM256 258H257V257H256ZM263 258H264V257H263ZM210 259H211V257H210ZM210 259H209V260H210ZM163 260H165V261H169V260H171V259H170V256H169V255H166L165 257H163ZM231 260H232V259H231ZM256 260H258V259H256ZM259 260H261V259H259ZM218 261H219V260H218ZM222 261H223V260H222ZM234 261H235V260H234ZM242 261H243V260H242ZM263 261H264V260H263ZM114 262H115V261H114ZM138 262H139V261H138ZM142 262H143V261H142ZM155 262H156V261H155ZM174 262H175V261H174ZM206 262H208V261H206ZM209 262H210V261H209ZM249 262H250V261H249ZM249 262H248V263H249ZM254 262H255V261H254ZM260 262H262V261H260ZM101 263H103V262H101ZM130 263H132V261H130ZM136 263H137V262H136ZM149 263H150V262H149ZM149 263H147V264H149ZM178 263H179V261H178ZM236 263H238V262L236 261ZM250 263H251V262H250ZM258 263H259V262H258ZM11 264H12V263H11ZM110 264H111V263H110ZM123 264H124V263H123ZM141 264H143V263H141ZM160 264H162V263H160ZM165 264H166V263H165ZM170 264H173V262L170 263ZM175 264H177V263H175ZM238 264H241V263H238ZM262 264H263V262H262Z\"/></svg>", "mask_w": 264, "mask_h": 264}]
</instances>
